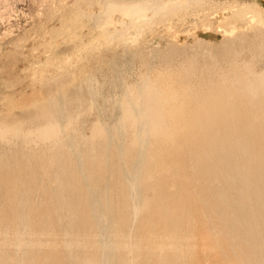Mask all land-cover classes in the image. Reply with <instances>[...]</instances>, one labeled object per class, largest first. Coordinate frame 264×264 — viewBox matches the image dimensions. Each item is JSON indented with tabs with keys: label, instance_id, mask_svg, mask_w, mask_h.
Segmentation results:
<instances>
[{
	"label": "rangeland",
	"instance_id": "374dc122",
	"mask_svg": "<svg viewBox=\"0 0 264 264\" xmlns=\"http://www.w3.org/2000/svg\"><path fill=\"white\" fill-rule=\"evenodd\" d=\"M249 69L264 71V0H0V264H69L80 253L65 228L78 226L83 209L98 221L100 241H108L99 263L112 264L121 250L110 243L104 205L116 206L125 191L135 195L132 205L142 201L147 168L155 193L172 173L158 167L167 151L150 141L134 148L138 133L116 132L128 95L153 82L173 116L178 106L189 108L194 94ZM226 99L230 105L236 98ZM54 127L63 130L48 132ZM98 128L109 137L103 165L93 145ZM125 161L134 162L129 170ZM165 187L175 193L179 185ZM21 209L25 247L14 241ZM211 230L199 224L178 239L181 246L167 241L179 248L166 247L163 259L142 239L137 264H231L217 248L224 232ZM123 253L132 264L134 254Z\"/></svg>",
	"mask_w": 264,
	"mask_h": 264
},
{
	"label": "bare ground",
	"instance_id": "6f19581e",
	"mask_svg": "<svg viewBox=\"0 0 264 264\" xmlns=\"http://www.w3.org/2000/svg\"><path fill=\"white\" fill-rule=\"evenodd\" d=\"M156 85L149 82L141 92L128 95L121 105L124 115L116 132L126 137L130 130L138 133L132 138L138 143L131 145L134 148H142L150 141L157 148L167 151V156L164 154L158 167L162 171H166L163 167H167L172 173L161 185V191L155 193V187L148 182V178L153 176V169L147 168L142 179L144 199L136 204L134 202L135 205L128 200L135 195L127 191L120 192L123 198L116 206L107 200L104 205L106 214H109L107 229L111 237H115L110 243L121 250L112 264H126L124 251L134 254L132 264L142 261L139 255L142 239L154 244L157 257L163 259L166 247L179 248L167 241L177 239L181 246L182 242L178 239L188 238L196 225L208 223L212 234L218 227L224 232L223 237L218 239L217 248L229 255L231 264L235 261L264 264V71L255 74L249 69L238 75L235 73L234 78L212 85L206 95L194 94L189 108L178 106L173 116L167 113L168 99L160 97ZM162 91H165L163 86L160 93ZM228 95L236 98L230 105L226 99ZM62 130L61 127H54L48 132L59 133ZM92 137L99 164L103 165L106 162L104 155L108 147L105 140L109 138L108 133L98 128ZM133 164V161H125L122 166L129 170ZM124 180L126 184L131 182L129 178ZM118 182L123 183L121 179ZM167 184H178L179 188L171 193L165 187ZM194 184L200 186V192L191 188ZM66 187L71 189L69 183ZM198 193L203 194L200 204L193 199ZM139 195L141 192L136 195L137 199L141 197ZM85 196L86 193L83 203L87 202ZM60 206L58 201L54 202L55 210H59ZM136 210L139 212L134 215ZM87 212L90 211L83 209L78 213L77 227L65 228L72 234L74 251L80 253L71 255L69 264H100L98 253L102 249L101 243L107 244V240L100 241L98 221L90 218ZM65 215H68L65 219L70 221L73 212L67 210ZM24 224L21 209L16 213L14 223V241L18 247H25L22 235ZM82 234L85 239L80 237ZM204 244L202 248L206 249L207 244ZM205 249H202L204 254ZM230 255L238 257L233 259Z\"/></svg>",
	"mask_w": 264,
	"mask_h": 264
}]
</instances>
